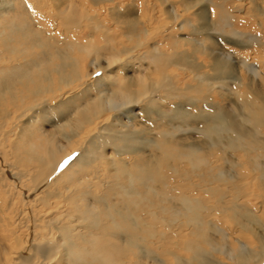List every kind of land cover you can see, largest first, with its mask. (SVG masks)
I'll list each match as a JSON object with an SVG mask.
<instances>
[{
    "label": "bare ground",
    "instance_id": "6f19581e",
    "mask_svg": "<svg viewBox=\"0 0 264 264\" xmlns=\"http://www.w3.org/2000/svg\"><path fill=\"white\" fill-rule=\"evenodd\" d=\"M150 1L151 0H0V198L2 201V203H0V264H61L62 261H66V251L63 244L64 240L69 236L76 235L72 232H79L76 227L85 226L82 223L83 217L80 218V212L83 210H80L75 202V198L81 200L82 197L80 198L77 194L78 198L74 195L75 198L73 199V196L64 194L65 191L69 192L67 190L69 189L68 185H71L68 183L65 184V182H67L66 177H71L73 174H82L83 170L80 172L81 170L79 171L78 166H88L89 159L90 163V161L95 158L96 160L98 157L104 158V151L108 145L112 146L111 151L113 153L110 159L111 161L114 160L116 162L115 164L122 162L123 166L126 164L135 165L136 167L147 169L148 174L155 168L151 167L154 162H163L165 164V162L172 157V155L169 157L167 151L165 152L164 148H162V153L159 156H155L153 159L155 161H151L150 157L148 159H143V149L146 146L145 138L147 137L144 136L145 138H143V135L137 131H131L130 129V126H133L136 120H134V114H136L133 110L134 105L140 103L142 117L144 102L147 105V110L145 112L157 114L160 111V108L157 109L158 103L156 104L155 95L157 89L161 86L164 87V84L163 82H158L161 85L157 87L158 80L154 82L153 76L148 83L143 80L144 66L141 68L139 59L142 60L143 55L145 56L146 52H149L148 47L145 48L143 54V43L130 46L128 43V45L126 42L124 43L122 38H129L130 36L135 37V34H142L143 23L149 22L151 18L158 16V13L157 15L156 13L150 14L149 11H153L154 8L156 10V8L160 7L165 2H172V7L179 3L185 4L186 6H196L201 0H152L151 4L149 3ZM226 1L227 0H220L215 6L223 8ZM250 1V3L258 2V4L259 2H264V0ZM228 2L231 3V0ZM210 3H213V1L210 0ZM45 4H47V6H45ZM172 10V14L168 17L172 24L170 25L171 27L169 26L168 28L171 29L170 31L168 28L163 30L167 33L169 31V36H172L171 34H177L173 29L175 28L174 22L178 20L179 17L178 13ZM168 11L163 9L159 11L162 12V14L164 13L166 20L168 15L165 16V14H167ZM227 11L221 10L218 12V15L222 16V18H218L220 22L223 17V22L226 23L229 18H231L230 12ZM232 11L234 12V10ZM239 11L243 15L248 14L247 9L243 7V5L239 8ZM211 12L213 15L214 12ZM91 13L94 14L91 15ZM263 13L264 11L262 14ZM208 14H210V12ZM21 15L24 16L21 17ZM194 15L202 21L205 20L204 8H201L198 12H194ZM77 17H80V19L85 18V20L92 25L90 26V30H84V27L83 29L80 27V30L73 33L87 34L83 38L88 37L89 40L84 43H81L82 41L77 37L70 38L71 36L66 37L65 34L61 35L68 26H78L80 19L78 20ZM50 18L55 19L52 21L51 30L46 28ZM103 18L107 20L104 21ZM40 19H42V22H40ZM45 19L48 20V22H44ZM261 21L262 20H260V22ZM108 22L112 23L109 24ZM179 22L180 25H178V28L183 29L188 21L181 18ZM17 24H19V26H17ZM233 26L234 25L230 26V30L226 31V33L231 36H234L233 31L235 29ZM204 28L205 27L202 25L197 28H192L189 31V35L198 33L203 34L204 38H201V40H198L197 36L187 37L182 40L179 38L178 40L176 39L175 43L184 46L185 49L183 48L179 51L171 49L170 52L164 54V47L157 48L158 46L160 47L162 42L157 41V43H154L155 45L151 46L152 50L156 52V58H159V56L162 57L159 58V61L163 65L172 63L183 71L180 77L183 79L185 88L180 90H182L183 93H192L193 96H189V100L192 102H197V99H202L205 102L209 99L208 96L202 92L201 85L196 86L189 82L185 83L186 80L191 82L194 80L197 81V83H201L211 77L224 76L225 74L229 75L234 72L233 70L238 65L236 63L237 61L232 59L233 56L229 50L228 52L221 51V49L215 50L216 47L214 48V42H212L214 40L210 39V34L212 33L208 32L209 30L207 27L205 30ZM257 29L260 28L258 27ZM158 31V29H150L151 34H157ZM146 32L147 30L145 33ZM253 32H242L244 34L243 39L246 40L247 38L248 43L250 41L254 44L259 43L260 46H262L255 52L253 51V53L259 57L256 59H260L264 57V31L258 34H253ZM91 34H102L101 37L103 39L101 37L99 38L106 43L97 45V43H95V36ZM105 34H118L119 39L109 36L106 37ZM238 35L241 36V34ZM225 38L226 37H224V40ZM69 39L71 41H69ZM205 40H211L208 46H206L205 43L207 42H204ZM172 42L174 43V41ZM234 44L236 45L237 42L234 41ZM68 45H70L69 52ZM74 45H79L80 49L83 48L84 51L87 49L86 53L89 56H86L82 62L77 58L74 60L71 56ZM240 45L241 47L243 46V44ZM249 45L252 46L253 44L251 45L249 43ZM138 46L142 48L139 55L132 56L130 54V57L123 58L126 53L132 52L131 50L136 49ZM246 46L247 45H245V48ZM250 48L251 47H249V49ZM198 49L200 51H198ZM251 50H253V48H251ZM206 51L209 56V61L207 62L203 57L200 63L203 67H209L211 74L208 76L206 73L204 76L195 75L196 77H194L195 66L191 64V57L195 53H206ZM151 58L152 61H155V57ZM132 60L138 61V64H133L135 61L132 62ZM238 63L245 66V68L248 67L249 71H254L256 73L255 77H258V75L262 73V69H264V61L260 62L254 59L252 61L247 59L244 55H241ZM89 66L92 67V71L90 72H88ZM125 69L133 70L132 72L134 73L127 75ZM95 70H99V76H96L94 73ZM90 77L92 78L88 79ZM242 78L238 81L234 79V82L224 84L225 87L235 92L238 100L241 102V107L238 106L239 108L236 109L235 117L233 115L230 116V113H227V111L223 109V105L220 104L217 105L218 107L215 105L213 106V104H208V106L204 105V111L195 109L196 111L194 110L191 113V110L184 109L181 107L182 105H174L172 112H174L173 115L175 120L184 119V116H191L195 119L200 118L202 126L200 131H202L203 135H205L206 130L209 129L207 122H215V131L212 135H205L206 138L203 141L204 146L205 144L223 143L225 147L229 149L242 147L243 151L259 150L255 155L257 160L253 159L255 162L253 161L251 163H253L264 175V168L259 167L260 158L264 159V127L245 123L246 119L249 117V110L251 108L254 106H264V85L263 89L258 90L253 88L255 83L251 81L248 83L251 85L249 88ZM239 86L244 87L242 93H240ZM178 89L179 88H177V90ZM169 93H171V90L167 91L166 89V91H164V96H167ZM177 93L176 91V94ZM81 97L87 99L85 103H83ZM50 99L52 101L55 99L59 100H55L56 103L53 104L52 102V104H50ZM88 100H92L93 103H90V105L87 103ZM75 101H78L76 106H70V104ZM189 106L192 105L190 104ZM190 109H192V107H190ZM175 111H181L182 114L176 113L175 115ZM207 111L211 113L210 116H207ZM113 112L115 113L113 114ZM165 113L158 114L157 120L150 122L153 129L156 128L155 130H158V128L166 127L171 123V120L164 118L166 116ZM58 116H61V118L59 117L57 120ZM156 121L158 122L154 123ZM43 123H51L54 131H44L45 128H43ZM177 125L178 124H176V127H178ZM141 130L143 132V128ZM57 135L61 139H64L70 146L74 143V145H76L75 148L79 147L81 153L76 155L75 151V154L72 155V151L75 150V148L69 149V151L63 153L66 145L58 140L59 138H57ZM119 144H121L123 148H121ZM189 149L196 148L190 144V146H188V150ZM124 153H136L137 155L141 153V155L139 154L140 156L138 158L131 159L121 158L122 156L119 157ZM70 155H72V159L67 161L66 164H63V167H60L64 158H69ZM175 158L182 160L179 152L178 154H174V158L172 157L171 159L175 160ZM105 159H107V162L103 164L105 166L107 165V167L110 166L112 163L108 162L109 157ZM256 161H258L257 164ZM163 163L161 164L163 165ZM242 163L243 161H239L237 165H241ZM188 165L189 169L187 168L186 171L183 169L185 172H188V170L190 171V169L195 170L189 163ZM196 168L198 169V167ZM238 175L241 174L238 172ZM189 176V173H183V176L174 178L173 182L176 186L172 189L178 190V186H183V188L187 187V189L191 186L189 190L202 187V185H195V187L193 184L187 185L186 181L189 179ZM220 179L222 182H228L224 176ZM97 180L99 184H101L102 190L104 187H108L109 182L107 179V181L102 178ZM261 180L264 181V178ZM73 184L74 183H72V185ZM72 185L70 186L71 189L74 187ZM112 186L114 188V185ZM230 186L231 185H229V187ZM215 188L216 187H210L207 184L202 190L211 193L215 191ZM114 189L116 190V188ZM230 189H232V187H230ZM73 191L75 190L73 189ZM187 194L188 192L186 194H179V204L184 208L187 207V204L191 215L181 221L180 224L184 226L194 224L196 226L203 222V218L200 219L197 215L199 214V210L205 207V204L199 203V198L187 197ZM51 200L56 201L52 203ZM56 204H69L66 212L60 211L59 216L64 215L61 220L58 216H55L56 214L53 217V212H51ZM158 219L163 220V217L159 216ZM137 223L139 222H134L133 224ZM208 223L210 225H215L213 220H210ZM71 224H77V226L73 228ZM140 224L145 225L143 220ZM52 230L53 232L55 230L58 235L56 236V234H53ZM220 230L224 231L225 229L221 228ZM116 238L121 239L123 237L117 235ZM237 240L239 242V239ZM239 244L240 248H242V246L245 247L244 251H242V255L239 253L237 257L240 264H247V259H254L252 262L253 264H264V249L262 250L261 247L260 249L250 248L248 244L243 242H239ZM237 250L239 251V249ZM141 253H143V250H141ZM196 254L198 255V261L200 255L198 253ZM144 255L146 256L147 253L145 252ZM157 261L162 263L161 259H157Z\"/></svg>",
    "mask_w": 264,
    "mask_h": 264
},
{
    "label": "rangeland",
    "instance_id": "374dc122",
    "mask_svg": "<svg viewBox=\"0 0 264 264\" xmlns=\"http://www.w3.org/2000/svg\"><path fill=\"white\" fill-rule=\"evenodd\" d=\"M212 1H213V3H210V0H201L198 2V4L196 6H193V5L186 6L185 4L179 3V4H175V6H173V7L171 6L172 2L171 3L165 2L163 5L156 8V10L154 8L153 11H149L150 14L156 13V15H157V13H158V16L151 18V20H149V22L143 23V33L142 34H135V37L130 36L129 38H126V37L122 38L121 37L122 41L124 43L126 42V44L128 43L130 46H133V45L139 44V43L140 44L143 43V46H144L143 47V54L145 52V48L148 47L149 52H146L147 55L146 54H145V56L143 55L142 60L139 59L140 60L139 63L141 64V68L144 66L143 67V80L146 83H148V82H150L151 77L153 76L152 78L154 79V82H155V80L156 81L158 80L157 85H156L157 87L158 86L160 87L161 84H159V83H162V82H163L164 87H165L164 88L163 86H161L160 88H158L156 95H155L156 104L158 103L157 109L160 108L159 109L160 113L158 112L157 114H153L151 112L150 113L145 112L147 110V105L144 102L143 103V117H142V114L140 111V108H141L140 103L133 106L134 113H136V114H134V120L135 119L136 120H135V124L133 126H130V129H131V131H137L138 133L143 135V138H145L144 136H146L148 138V139L145 138V145L146 146L143 149V159H148L150 157V159L152 161L155 158V156H159L162 153L163 147L161 146V133H162V131H168V132L172 133V135L165 138L164 143L168 145V148L167 149L164 148V150H165V152L167 151V153L169 154V157L172 155V157L174 158V154H178V152H179V154L185 152L186 150H188V146H190V144H191L201 154L204 163L201 166H199L198 169L197 168H195V170L190 169V171L188 170V172H185L187 170V168L189 169V165L186 162V160H184V159L178 160L177 158H175V160H173V159H171L172 157H170L167 160V162H165V164L163 162H159V163L157 161L154 162L151 167H155V168L153 169L152 172L151 171L149 172L147 180L135 192V194H133L134 203H132V202L130 203V201L128 199L123 198L120 190L117 189L116 187H114V188H116V190H115L112 186L113 183L111 181V177L113 176L114 172L117 170L118 166H123L122 162H118L117 164H115L116 162L114 160L111 161L110 158H111V154L113 153L111 151L112 146L108 145L105 148V151H104L105 157L104 158L98 157L97 160L95 158L94 160L90 161V163H89V160H90L89 159L88 160V164H89L88 166H85V167L82 165L78 166L79 171L81 170L80 172H82V170H83L82 174H75V175L73 174L74 176L72 175L71 177H69V176L66 177L67 182H65V184L68 183V184L72 185V183H74L72 185L74 187H72V189H71L70 188L71 185H68L69 189H67V190L69 192L65 191L64 194H66V195L69 194V195L73 196L72 197L73 199L75 198L74 195H76V197H77V194L79 195L80 198L82 197L81 200H77L75 198L76 205L79 207L80 210H83L82 212H80V216H81L80 218L83 217L84 211L90 205H92L94 203H104V204L116 205L120 211L129 212V213L134 214L131 217L132 223H134V222L142 223V220H143V223L145 224V225H143L144 226L143 230L145 232V235L143 237H141V243L139 245L138 251L132 257H130L129 264H136V263L138 264V261H139V264H142V263L143 264H240L238 262L237 257H238L239 253H241L240 255H242V251H244L245 247L242 246L243 249L240 248L239 242H243V243L248 244V246L250 248L260 249V247H261L262 250L264 249V181L261 180L262 178H264V175L256 166H254L253 163H251L254 161L253 159L257 160V157H255V155H256V153L259 152V150H257V151H255V150L243 151L242 147H239V148L236 147V148L229 149V148H226L223 143H215V144H210V145L205 144V146H204L203 141L206 137H205V135L202 134V131H200L201 130L200 128L202 127L201 126V119L200 118L195 119L194 117H191V116H184V119L175 120V117L173 115L174 112H172L174 105H178V106L182 105L181 107H183L184 109L191 110L190 111V113H191L195 109L196 110L199 109V110L204 111V105L208 106V104H213V106L214 105L217 106L218 104H220V105H223V109H225V111H227V113H230V116L233 115L235 117L236 116V109L241 107V102L238 100L235 92L233 90L225 87L224 84L225 83H232V82H234L233 81L234 79H237V81H238L239 79H241L243 77L242 80L245 81V83L247 85L246 84H244V85H246L247 87L250 88L251 85L248 83L253 81L255 83L253 85V88H256L258 90L263 89L264 69H262L263 71H261L262 73H260L258 75V77H255L256 73L254 71L253 72L249 71L248 67H246V68H248V69H246L245 66L238 63V60H239V58H241V55H244V56H246L247 59H250L252 61H253V59L260 61V62L264 61V57L260 58V59H256L259 57L253 53V51L255 52L258 48H260L262 46H260L259 43L258 44L256 43L257 44L256 45L253 42L249 41V43L251 45L253 44L252 46H250L248 43V39L247 38H246V40L243 39V36H244L243 33H245V32L251 33L254 31L253 34H258L261 31H264V29H263L264 28V19H263L264 13L262 14V12L264 11V6H263L264 2H259V4H258V2L250 3L251 2L250 0L249 1L248 0H243V1L242 0H231V3H229L228 2L229 0H227L224 3L225 4L224 7L219 8L215 5H217L220 2V0L219 1L218 0H212ZM151 2H152V0L149 3L151 4ZM261 4H262L263 8L261 7ZM237 5H239V6H237ZM242 5H243V7H245L247 9V11H248L247 15H243L240 13L239 8ZM45 6H47V4H45ZM170 8H171V10L172 9L175 10L179 16L178 20H176L174 22L175 28L173 29V30H175V32H177V34H171L172 36H169L170 35L169 31L171 28H168L170 25H172L171 22L169 21V18H168L172 14ZM201 8H204V13H205V20H203V21L201 19L196 18V16L194 15V12H198ZM229 8H231V9H229ZM254 8H255V11H257V12L254 11ZM162 9L167 10V11L169 10L167 12V14H165V16L168 15L167 20L164 17V13L162 14V12H159ZM195 9H196V11H195ZM213 9H215V10H213ZM221 10H225V11L228 10L227 12H230V14H231V18L228 17L229 20L227 23L223 22L224 17H223V19H221V22L219 20L220 17L222 18V16L218 15V12H220ZM232 10H234V12ZM211 11L214 12L213 15H212ZM209 12H210V14H208ZM93 14L94 13H91V15H93ZM235 14H236V16H235ZM100 15H101V13H100ZM241 15H243V16H241ZM22 16H24V15H21V17ZM237 16L240 18H238ZM232 17L234 18V20ZM181 18H184V20L188 21L187 24L184 25L183 29L178 28V25H180L179 20H181ZM228 18H226V19H228ZM53 19L54 18H50L49 22L46 19H45V21L43 20L44 22H46V21L48 22L47 27L45 26L47 29L48 28L52 29V21L55 20V19L54 20ZM77 19L79 20L80 17H77ZM103 19H104V21L107 20L106 18H103ZM218 20H219V22H218ZM260 20H262L261 21L262 23L260 22ZM40 22H42V19H40ZM87 22L88 21H86L85 18H82L79 20V24L77 27H69L68 26L64 30V32L61 33V35L65 34L66 37L71 36L70 38L77 37L80 41H82L81 43H84V42L89 40L88 37L83 38L87 34H73V33L80 30V27H82L81 29H83V27H84V30L85 29L90 30V28H91L90 26H92V25L90 22H88V23ZM233 22H235V23H233ZM108 23L110 24L112 22H108ZM202 25L205 27L204 30L207 27L209 30L208 32L212 33V34H210V36H211L210 39L214 40V41H212V42H214L213 43L214 48L215 47L218 48V49L215 48V50L217 51V50L221 49V51H224V52H228V50H229L230 53H232V56H233L232 59L234 61H237L236 63L238 65L233 70L235 73L234 72L230 73L229 74L230 76L225 74L224 76L222 75V76H218V77H211L210 79L205 80L204 82H201V83H197V81H194V80H193L194 82L186 80L185 83L189 82L192 85L195 84L196 86L201 85V89L203 90L202 92L205 95H207L208 99H209L208 101H205V102L202 99H197L198 100L197 102H195V101L192 102L191 100H189V96L190 95L193 96V94L192 93L191 94L183 93L182 90H180V89L185 88V85L183 83V79L180 77L181 76L180 74H182L183 71L180 70L179 68H177V66L172 64V63H170L168 65L166 63L163 65L159 61L160 60L159 58H162V57L159 56V58H156L157 57L156 52L154 50H152L151 46L155 45L154 43H157V41L162 42L161 43L162 47L160 45V47L158 46L157 48H163L164 47L163 48L164 54L170 52L171 49H175L177 51L182 50L183 48L185 49L184 46L175 43L176 39L178 40V38H179L180 40H182V39H186L187 37L197 36L198 40H201V38H204L203 34L198 33L195 35H193V34L189 35V31L192 28H197V27H200ZM232 25H234L233 27L235 29L233 31L234 36H231L230 34L226 33V31L230 30V26H232ZM17 26H19V24H17ZM193 26H195V27H193ZM258 27L260 29H257ZM151 28L154 30L158 29L160 32L158 31L157 34H151L150 33ZM166 28L169 29L168 33L163 31ZM146 30H147V32L145 33ZM161 32H162V34H161ZM172 33H173V31H172ZM238 34H241V36H239ZM57 35H59V34H57ZM91 35L95 36V38H96L95 43H97V45H102V44L106 43V42L101 40L102 34H91ZM105 35H106V37L109 36L112 38L119 39L118 34H105ZM99 37H101V38H99ZM224 37H226L225 40H224ZM222 38H223V40H222ZM155 40H156V42H155ZM69 41H71V40L69 39ZM172 41H174V43ZM234 41L237 42L236 45L234 44ZM149 42H151V43H149ZM204 42H207L205 44H206V46H208L209 42H211V40H205ZM240 44H243V46L241 47ZM245 45L253 48V50H251V48L249 49V47H247V46L245 48ZM69 49H70V45H68V52H69ZM73 49L75 51L74 50L72 51L71 56L74 60H76V58H77L82 62L86 56H89L86 53L87 49H85V51H84L83 48L80 49L79 45H74ZM247 50H250V51H247ZM131 51L132 52L126 53L123 56V58L128 57V56L130 57L131 55L132 56L133 55L134 56L139 55V52L142 51V48L138 46V47H136V49H132ZM198 51H200V50L198 49ZM249 54H250V56H249ZM68 55H70V54H68ZM151 57H155V59H154L155 61H152ZM203 57L207 60V62L209 61V58H208L209 56H208L207 51H206V53H202V52H200V54L195 53L191 57L192 61H193V62L191 61V64L193 66H195L194 77L199 76V75L204 76V74H206V73L208 74V76H209V74H211L209 67H206V66L203 67L200 63L202 61ZM134 61L135 60H132V62H134ZM137 62L138 61H135L133 64L137 65L138 64ZM263 68H264V65H263ZM148 69H150L151 71ZM90 71H92L91 66L88 67V72H90ZM132 71L133 70L125 69V72L127 75L133 74L134 72H132ZM196 71H199V72H196ZM94 73L97 76V73H100V72H99V70H95ZM91 78L92 77H90L88 79H91ZM167 82H169V83H167ZM202 84H204V85H202ZM207 84L209 85V87ZM180 86H181V88H180ZM176 87L179 89L177 90ZM210 87H211V89H210ZM238 88L241 91L240 93H242L244 91L243 90L244 87L239 86ZM163 89H164V91H166V89H167V91L171 90V93H169L167 96H164ZM245 90H246V87H245ZM176 91L178 92L177 94H176ZM177 95L178 96L180 95V96L178 97ZM182 95H183V97H182ZM212 95L213 96L215 95V96L213 97ZM174 96L175 97L177 96V97L175 98ZM173 98H174V100L176 99L175 101H178L179 103L175 102L173 100ZM102 99H104V98H102ZM214 99H215V101H214ZM55 100L57 101L59 99H55ZM55 100L52 101L50 99L49 103L52 104V102H53V104H54V103H56ZM85 100H87V99L84 97V99L82 100L83 103H85ZM72 103H74V104H72ZM72 103L70 104V106L75 107L76 104L78 103V101H75ZM87 103L92 104L93 101L88 100ZM194 103H195V105H194ZM188 104L189 105L191 104L192 106H189ZM129 105H132V104H129ZM190 107H192V109H190ZM231 110L232 111L234 110V111L232 112ZM165 112H167V113H165ZM180 112L181 111H175V115H176V113L182 114V112L181 113ZM208 112L209 111L206 112L207 116L208 115L210 116L211 113L210 112L208 113ZM114 113L115 112H113V114ZM161 113L162 114L165 113L166 116L164 118L167 120H171V123L168 126H166L167 128L166 127H160V128H158V130H155L156 128L153 129L152 128L153 126L151 127L150 122L157 120V117H158L157 115L161 114ZM66 114H67V112H66ZM59 117L61 118V116H58L57 120L59 119ZM142 122H143V125H142ZM157 122L158 121H156L154 123H157ZM189 122H191V123H189ZM214 123H215L214 121H209V122H207V125L214 129V128H216V125ZM176 124H178L177 125L178 127H176ZM72 126H70V127H72ZM43 128H45L44 131H47V132L48 131H54V128L51 126V123H43ZM142 128H143V132L141 130ZM74 130H76V129H74ZM57 138H59L58 140H60L61 143L66 145L65 149L63 150V153L65 151H69V149L75 148V146H76V145H74V143L72 146L68 145L66 143V141H64V139H61L58 135H57ZM74 139H77V138H74ZM119 146L121 148H123V146L121 144H119ZM209 148H211V149H209ZM75 151H76V155L81 153V150L79 147H76L75 150L72 151V155L75 154ZM168 151L169 152L171 151V152L169 153ZM212 151H213V153H212ZM263 153H264V151H263ZM124 154H126V155H124ZM124 154H121L119 157L122 156L121 158H127V159L130 158L131 159V158H138L141 155V153H138V155L136 153H133V154L124 153ZM72 155H70V157ZM132 155H134L135 157ZM107 156L109 157L108 162L112 163V164L110 163L111 165L108 166L109 168L107 167V165L106 166L104 165L107 162V159H105V158H108ZM253 157H255V158H253ZM65 158H64L62 164H66L67 161H70L69 158H67V157H65ZM71 159H72V157H71ZM153 161H155V160H153ZM239 161H243V163L241 165H237V163ZM262 161L264 162V159L260 158L259 167L264 168V165H263L264 163ZM95 162H96V164H95ZM161 163H163V165ZM257 163H258V161H256V164ZM124 167H136V166L126 164ZM174 169H176V170H174ZM183 169H185V171ZM102 172H104V173H102ZM238 172L241 175H238ZM96 173L97 174L99 173V174L97 175ZM100 173H102V174H100ZM183 173H189V175H190L189 179L186 181L187 185L193 184L194 187H195V185H202V187H200V188L197 187V188H195V190H193V189L189 190L191 186H189V189H187V187L183 188V186H178V190L177 189L173 190L172 188L174 186H176V184L173 182L174 178H176L177 176H183ZM221 176L222 177L224 176L228 182L225 183V182L220 181L221 180L220 178H222ZM100 178H102L103 180L107 179L109 182L108 187H104L103 190H102L101 184H99V182L97 180ZM207 184L210 187H216L215 191H213L211 193L203 191L202 189L205 188V185H207ZM229 185H231L230 187H232L233 190L230 189ZM227 187H229V188H227ZM73 189L75 191H73ZM187 192H188L187 197L199 198L200 199L199 203L205 204V207H202V209L199 210V214L197 215L198 217H200V219L203 218V222L200 224H197L196 226L194 224H190V225L188 224L186 226L180 224L181 221L185 220L189 215H191L189 207L187 204H186V206L188 208L187 207L186 208L181 207V204H179L180 203V195L179 194L180 193L186 194ZM55 201L56 200H51L52 203H55ZM0 203H2L1 198H0ZM65 204H66V202H65ZM65 204H62V205L56 204L55 207H53V209L51 211V212H53L52 213L53 217L56 214L55 216H58L60 220L63 219L62 217H64V215L59 216V213H60V211H62V212L67 211L69 204H67V205H65ZM212 206H214V207H212ZM127 208H128V210H127ZM55 210H57V211H55ZM159 216H162L163 220H159L158 219ZM210 220H213L215 222V225H212V224L210 225L208 223ZM162 221H163V224H162ZM71 225H73L72 226L73 228L75 226H77V224H75V225L71 224ZM191 226H193V227H191ZM146 227H148V228H146ZM198 227H200V228H198ZM73 228H72V231H73ZM79 228H81V229H79ZM79 228L76 227V229L79 232L74 231L72 233L73 234H79L85 230V226L79 227ZM221 228H223L225 230L221 231L220 230ZM24 232H25V230H24ZM52 232H53V230H52ZM53 234H56V236L58 235L55 230H54ZM237 239H239V242ZM236 248L239 249V251ZM232 249L234 251L235 250L236 251L234 252ZM141 250H143V253H141ZM231 250H232V252H231ZM145 252L147 253L146 256L144 255ZM195 252L200 255V258H199L200 260L198 259V261H197L198 255ZM157 259H161L162 263L158 262ZM140 260H141V262H140ZM253 260L254 259H251V260L247 259L246 263L247 264H253L252 263ZM65 262L66 261H62L61 264H66Z\"/></svg>",
    "mask_w": 264,
    "mask_h": 264
},
{
    "label": "clouds",
    "instance_id": "9594fccd",
    "mask_svg": "<svg viewBox=\"0 0 264 264\" xmlns=\"http://www.w3.org/2000/svg\"><path fill=\"white\" fill-rule=\"evenodd\" d=\"M245 123L264 127V106H254L249 110ZM214 129L209 127L205 135H212ZM172 133L162 131L161 146L165 149V138ZM193 168L201 166L204 161L196 149L181 153ZM147 169L141 167L120 166L111 177V181L120 190L122 197L134 203L133 195L147 180ZM132 213L120 211L116 205L94 203L83 213L82 223L85 230L67 237L63 244L66 251V264H129V259L139 248L141 237L145 235L143 225L132 223ZM117 235L123 238L117 239Z\"/></svg>",
    "mask_w": 264,
    "mask_h": 264
},
{
    "label": "snow or ice",
    "instance_id": "6c2138e0",
    "mask_svg": "<svg viewBox=\"0 0 264 264\" xmlns=\"http://www.w3.org/2000/svg\"><path fill=\"white\" fill-rule=\"evenodd\" d=\"M100 74L99 73H97V76H99ZM69 159H71V157H69ZM60 167H63V164H61L60 165Z\"/></svg>",
    "mask_w": 264,
    "mask_h": 264
}]
</instances>
